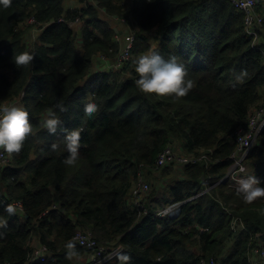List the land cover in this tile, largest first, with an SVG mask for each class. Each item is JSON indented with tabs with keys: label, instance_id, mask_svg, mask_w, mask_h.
Here are the masks:
<instances>
[{
	"label": "trees",
	"instance_id": "1",
	"mask_svg": "<svg viewBox=\"0 0 264 264\" xmlns=\"http://www.w3.org/2000/svg\"><path fill=\"white\" fill-rule=\"evenodd\" d=\"M66 1L0 7V103L20 98L33 126L21 152L0 169V217L7 221L0 264H27L39 248L51 257L36 264H86L94 249L74 243L78 256H66L65 244L80 231L98 247H122L131 264H252L253 250L264 247V198L246 204L233 179L206 190L228 174L236 131L264 107V25L253 47L243 12L228 0H77L78 10H66ZM100 12L133 22V57L121 72L93 70L98 57L112 61L121 51ZM257 12L264 20V0ZM31 29L40 33L35 60L17 68L12 57L26 50ZM152 42L185 66L194 84L185 97L146 95L135 86L133 61ZM89 102L99 105L91 118L84 113ZM58 103L67 111L55 109ZM50 108L61 120L55 135L41 126ZM73 130L81 132L80 159L66 167L64 140ZM168 147L208 160L157 168ZM246 164L264 185V130ZM141 171L150 200L157 194L151 181L169 179L164 204H182L179 217L140 215L130 204ZM17 201L23 211L9 216L6 206Z\"/></svg>",
	"mask_w": 264,
	"mask_h": 264
},
{
	"label": "clouds",
	"instance_id": "2",
	"mask_svg": "<svg viewBox=\"0 0 264 264\" xmlns=\"http://www.w3.org/2000/svg\"><path fill=\"white\" fill-rule=\"evenodd\" d=\"M12 0H0V7L7 9L11 7ZM101 18V17H100ZM78 22V21H76ZM35 60V54L25 50L19 54L14 53L12 62L20 68L28 66ZM134 72L137 78L134 80L135 86L141 93L155 95L157 97H185L194 84L191 79H187L188 72L182 63L178 62L177 57L172 56L165 59L158 51L152 49L139 55L134 61ZM237 77L242 80L243 75ZM59 112H66L67 109L62 103L55 105ZM99 110V105L89 102L84 106L85 116L91 118ZM61 125V120L57 111L50 108L41 120L42 128L46 129L50 135H55ZM33 134V126L29 120V112L20 105H8L0 103V150L11 155L19 154L24 147V143L29 135ZM64 143L68 156L62 161L66 167H75L80 159L81 132L73 130L66 133ZM52 150L56 151L57 145L53 144ZM244 169H241L243 172ZM236 191L241 195L246 204H252L258 198H264V185L256 175L240 177L236 181ZM5 211L9 216L16 214L15 205L9 204ZM7 221L0 217V227H6ZM67 249L66 256L71 259L78 256L76 246L73 241L65 244ZM120 264H131L132 257L125 252H118L116 255Z\"/></svg>",
	"mask_w": 264,
	"mask_h": 264
},
{
	"label": "built area",
	"instance_id": "3",
	"mask_svg": "<svg viewBox=\"0 0 264 264\" xmlns=\"http://www.w3.org/2000/svg\"><path fill=\"white\" fill-rule=\"evenodd\" d=\"M235 8L243 12L244 22H245V31L249 36L253 37V47L257 46L259 42V32L262 30L263 19L257 13V8L261 4V0H228ZM105 16H108L103 12ZM101 17V16H100ZM111 19L125 23L127 19L120 17H109ZM104 20V19H103ZM106 21V20H105ZM128 22V21H127ZM29 23L32 24V19L29 20ZM123 34H126L123 42V50L120 56L112 60L113 67L115 69H121L122 66L129 60L131 54V48L135 41V32L134 28L128 27L123 31ZM99 58V57H98ZM101 61H104L106 58L101 56ZM21 101L19 98L15 104ZM13 105V104H12ZM264 130V107L256 108L250 118L247 129H239L234 134L236 136V145L237 148L232 154L233 164L229 169V173L224 179L216 183L215 185L209 187L206 191L213 189L221 183L227 182L231 177H233L238 171L241 172V169H245V163L247 162L249 153L251 149L257 144L259 135ZM11 156L3 150H0V169H3L10 165L8 162V157ZM200 161H207L205 155L199 157H193L191 155L184 156L176 148L168 147L163 153H161L156 161L157 168H165L166 165L172 166H182L185 164H192ZM149 185L147 184L144 173L141 171L136 178V181L132 184L131 195H130V204L138 211L140 215H146L149 213V208L146 200V196L149 194ZM16 209L20 212L23 211V204L20 201L13 203ZM178 214L179 215V206L173 205L170 207H160L157 211L158 217H165ZM236 221H233L232 228L235 229ZM260 236V235H259ZM256 236V237H259ZM73 242L81 247L88 249H94L95 253L89 263L86 264H106L109 261L116 258L118 252H122V247H116L109 249L106 247H98L95 239L92 237L89 232H77V235L74 237ZM51 254L47 251L46 248H41L36 250L27 264H36L38 261H46ZM252 264H264V247H259L258 249L253 250V255L250 258ZM204 264V262L202 263ZM211 264H214L212 261Z\"/></svg>",
	"mask_w": 264,
	"mask_h": 264
},
{
	"label": "rangeland",
	"instance_id": "4",
	"mask_svg": "<svg viewBox=\"0 0 264 264\" xmlns=\"http://www.w3.org/2000/svg\"><path fill=\"white\" fill-rule=\"evenodd\" d=\"M130 2L131 1L129 0V4H130ZM76 7H80V5L77 2L70 0L66 4V7L65 8H66V10H69V8L74 9ZM76 10H78V8ZM100 16H101V19H104V21L106 20L111 25V27L119 35H122V32L124 30H126L128 27L134 28L127 21L125 23H121L120 21H117V20L108 18V16H105V14L103 12H100ZM81 25L82 24L79 21L77 23L74 22V24L72 26L74 27L75 30H77V29L80 28ZM136 33H137V31H136ZM38 35H40V33L34 31L33 29H31V30H29V31L26 32L25 37H24V44H25L26 50L32 51V47H33L34 43L36 42V39H37V36ZM119 41H120V43H122L121 40H119ZM155 45H156V43L155 42H152V47H153L152 49H154L156 47ZM132 57L133 56L131 55L130 58H129V60L127 61V63L132 59ZM111 69L113 71H119V72H121L120 69H115L113 67L112 61H108L106 59L104 61L96 60L93 70L95 72H98V71H102V72H105L106 71V72H109ZM12 104H14V103H11V104H8V105H12ZM251 173H252V167H250V165H247L245 163V169H244V171L243 172L236 173L233 177H231V179H233L234 181H237V179L240 178L239 176L244 177V176L250 175ZM168 180L169 179H167V178H158L156 181L155 180H152L151 181V184H154L155 189L157 191L156 196L153 199H151L152 200L151 206H152V208L154 210L159 209L160 207H168L167 205H169V204H164V202H165V194H164L165 190H164V188H165V185L168 183ZM172 217L173 218H177V217H179V215L178 214H174V215H172ZM83 260L84 259H82L81 261H83Z\"/></svg>",
	"mask_w": 264,
	"mask_h": 264
},
{
	"label": "bare ground",
	"instance_id": "5",
	"mask_svg": "<svg viewBox=\"0 0 264 264\" xmlns=\"http://www.w3.org/2000/svg\"><path fill=\"white\" fill-rule=\"evenodd\" d=\"M258 9V8H257ZM258 13V12H257ZM259 14V13H258ZM260 15V14H259ZM261 16V15H260ZM113 17V16H112ZM261 18L263 19V17L261 16ZM128 21V20H127ZM128 23L129 24H131L129 21H128ZM263 25H264V20H263ZM131 26H133V25H131ZM262 28H263V26H262ZM115 31V30H114ZM134 32H135V28H134ZM115 33H116V31H115ZM117 36L118 37H120L121 38V41H122V43H121V51H120V53H119V55H118V57L120 56V54H121V52H122V50H123V42H124V39H125V36H126V34H122V35H119L118 33H117ZM135 39H136V35H135ZM120 42V41H119ZM134 43H135V41H134ZM134 43H133V46H134ZM133 46H132V48H133ZM132 48H131V50H132ZM117 57V58H118ZM248 128V127H247ZM246 128V129H247ZM261 135V134H260ZM260 135H259V137H260ZM258 137V138H259ZM236 148H237V146H236ZM166 150V149H165ZM164 150V151H165ZM236 150V149H235ZM252 150V149H251ZM163 151V152H164ZM162 152V153H163ZM159 157V156H158ZM8 159V162H9V157L7 158ZM158 159V158H157ZM206 159L208 160V157H206ZM169 165H166L165 167H168ZM144 173V172H143ZM229 173V172H228ZM237 173H239V171L237 172ZM144 177H145V174H144ZM145 180H146V178H145ZM146 182H147V180H146ZM147 184L149 185V183L147 182ZM149 187H150V185H149ZM150 191H151V188L149 189V193H150ZM149 195V194H148ZM148 195L146 196V200H147V204H148V208H149V211L150 210H153L154 211V214H155V217H158L156 214H157V211H158V209H156V210H154L153 208H152V206H151V203H152V200H150V199H148ZM174 205H178L179 206V213H180V207H181V205L182 204H174ZM168 207H170V205H167ZM171 206H173V205H171ZM165 217H167V216H165ZM169 217V216H168ZM159 218H163V217H159ZM171 218H173V217H171ZM77 235V234H76ZM75 235V236H76ZM74 239V238H73ZM73 241V240H72ZM39 249H41V248H39ZM38 250V249H37ZM36 251V250H35ZM34 251V252H35ZM123 252V251H122ZM92 259V258H91ZM91 259H90V261H91ZM117 258H115V259H113V260H111V261H109L108 263H110V262H112V261H115ZM89 261V262H90ZM88 262V263H89ZM108 263H106V264H108Z\"/></svg>",
	"mask_w": 264,
	"mask_h": 264
},
{
	"label": "crops",
	"instance_id": "6",
	"mask_svg": "<svg viewBox=\"0 0 264 264\" xmlns=\"http://www.w3.org/2000/svg\"><path fill=\"white\" fill-rule=\"evenodd\" d=\"M70 0H67L66 1V3H65V5H64V7H66V4L69 2ZM71 1H75V2H77L78 3V1L77 0H71ZM79 4V3H78ZM128 4H129V1H128ZM80 5V7H76V8H81L82 7V5L81 4H79ZM76 8H74V9H76ZM66 9V8H65ZM69 9H72V8H69ZM109 16V15H108ZM109 17H112V16H109ZM130 23H131V25H133V22L132 21H130ZM38 32V31H37ZM39 33V32H38ZM124 32H122V34H123ZM115 39L118 41V40H121V38L120 37H118L117 36V32H116V34H115ZM97 60H99V58L97 59ZM99 61H101V60H99ZM244 177H246V176H244ZM84 262H86V260H83Z\"/></svg>",
	"mask_w": 264,
	"mask_h": 264
}]
</instances>
